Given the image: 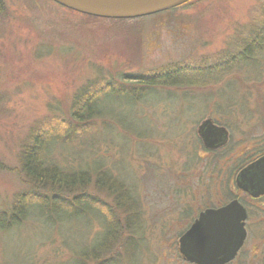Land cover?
I'll use <instances>...</instances> for the list:
<instances>
[{"label": "rangeland", "instance_id": "obj_1", "mask_svg": "<svg viewBox=\"0 0 264 264\" xmlns=\"http://www.w3.org/2000/svg\"><path fill=\"white\" fill-rule=\"evenodd\" d=\"M1 1L0 210L28 189L6 167L20 168L28 137L53 118L68 117L84 86L101 77L134 81L190 59H218L238 51L240 38L264 24V0H195L124 21L91 18L53 0ZM259 58L206 89L164 86L133 104L110 100L111 115L97 120L93 134L54 146L62 164L95 163L132 187L147 230L139 264H184L175 257L178 235L200 210L230 197L231 188L217 184L230 177L247 137L264 132V52ZM208 118L230 129L228 156L219 171L210 153L194 143ZM93 214L59 226L32 214L0 232V264H69L103 228Z\"/></svg>", "mask_w": 264, "mask_h": 264}, {"label": "trees", "instance_id": "obj_2", "mask_svg": "<svg viewBox=\"0 0 264 264\" xmlns=\"http://www.w3.org/2000/svg\"><path fill=\"white\" fill-rule=\"evenodd\" d=\"M3 8L0 0V15ZM262 16L264 22V12ZM240 41L238 51L224 52L218 59H190L149 70L134 81L128 79L126 83H118L101 77L84 86L74 95L68 117L53 118L28 137L22 146L20 168L6 167L7 172L18 174L28 189L18 193L9 207L0 210V232L20 225L32 214L49 225L59 226L67 221L89 218V214L94 213L102 220L103 228L94 243L80 250L69 264H139L137 256L147 230H144L140 200L132 187L108 168L95 163L64 165L53 153V148L61 142H82L84 137L93 134L97 120L111 115L110 100L120 101L122 105L133 104L149 96L154 88L164 86L206 89L235 69L242 71L246 63L257 62L264 52V24ZM188 95L196 96L195 93ZM212 97L213 94H203L204 99ZM233 104L227 107L231 109ZM194 143L196 148L210 150L203 145L199 134L194 137ZM229 147L230 144L221 150L208 151L210 163L216 170L224 168L222 160L228 156ZM193 161L194 157L191 163Z\"/></svg>", "mask_w": 264, "mask_h": 264}, {"label": "water", "instance_id": "obj_3", "mask_svg": "<svg viewBox=\"0 0 264 264\" xmlns=\"http://www.w3.org/2000/svg\"><path fill=\"white\" fill-rule=\"evenodd\" d=\"M53 1L91 16L134 19L175 8L189 0ZM198 134L207 149H217L226 144L229 138L228 129L210 118L199 125ZM246 217V209L237 200L219 208L206 209L180 237L181 253L197 264H219L230 260L244 240Z\"/></svg>", "mask_w": 264, "mask_h": 264}, {"label": "flooded vegetation", "instance_id": "obj_4", "mask_svg": "<svg viewBox=\"0 0 264 264\" xmlns=\"http://www.w3.org/2000/svg\"><path fill=\"white\" fill-rule=\"evenodd\" d=\"M213 121L218 125L225 126L218 121ZM225 127L230 135V129L227 126ZM247 139L248 144L244 147L242 154L235 155L234 170L231 171L230 177L221 179V182L217 184L222 189L231 188L230 197L221 201L220 204L207 206L200 210L198 215L188 224V227L178 235V239L175 242V257L183 260L184 264L197 263L186 259L181 253L179 246L180 237L189 230L201 212L208 208L222 207L233 200H237L246 209L247 217L244 220L246 234L235 255L230 260L219 264H264V161H262L264 160V132L260 135L252 133ZM230 143L231 139L229 136L228 141L223 146L206 151L221 150L229 146ZM239 148L241 147L237 145L238 150ZM188 216H191L190 212Z\"/></svg>", "mask_w": 264, "mask_h": 264}]
</instances>
